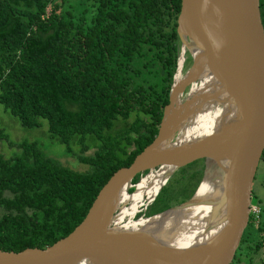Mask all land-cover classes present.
Listing matches in <instances>:
<instances>
[{
  "label": "trees",
  "instance_id": "1",
  "mask_svg": "<svg viewBox=\"0 0 264 264\" xmlns=\"http://www.w3.org/2000/svg\"><path fill=\"white\" fill-rule=\"evenodd\" d=\"M258 3L264 29V0ZM179 6L180 0H0L1 105L24 126L44 118L48 135L65 151L78 143L75 156L87 164H61L36 140H18L19 151L9 156L0 151L1 249L43 247L65 235L112 171L151 141L176 67ZM151 62L159 66L156 81L131 77L141 72L138 63ZM6 137L0 126V141ZM201 172L202 166L179 167L142 213L189 197ZM254 221L249 214L240 238L257 249L264 226Z\"/></svg>",
  "mask_w": 264,
  "mask_h": 264
},
{
  "label": "water",
  "instance_id": "2",
  "mask_svg": "<svg viewBox=\"0 0 264 264\" xmlns=\"http://www.w3.org/2000/svg\"><path fill=\"white\" fill-rule=\"evenodd\" d=\"M175 30L176 67L180 51H187L197 68L173 89L175 67L151 141L128 164L112 171L69 232L43 247L0 248V264L230 263L248 221L251 184L264 148V29L258 0H180ZM203 76L215 82L213 89L172 104L188 83ZM219 96L232 106L222 126L207 136L174 144L176 124L188 112L185 105ZM200 158L218 165L220 191L209 200L205 228L197 229L191 243L176 245L167 228L131 231L109 226L117 192L125 184L133 186L141 177L132 182L136 173L161 164L174 171ZM200 180L186 199L144 217L195 202Z\"/></svg>",
  "mask_w": 264,
  "mask_h": 264
},
{
  "label": "bare ground",
  "instance_id": "3",
  "mask_svg": "<svg viewBox=\"0 0 264 264\" xmlns=\"http://www.w3.org/2000/svg\"><path fill=\"white\" fill-rule=\"evenodd\" d=\"M183 60L184 51H180L174 73L173 89L180 83L184 74L197 68L191 62L183 70ZM215 85V82L210 77H199L188 83L187 93L211 90ZM180 95L175 96L172 104L180 101ZM220 99L222 102L219 105L217 103L220 102ZM185 107L188 112L177 122L175 132L171 138L174 144H183L196 138L207 136L216 128L222 126L232 112L231 104L222 99L221 96L192 99ZM206 165L205 176L200 180L195 191V197L198 200L187 206L175 207L149 217H134L133 214L146 201L149 202L157 194L173 172L172 167L161 164L150 169L135 182L132 191L128 189L129 185H123L116 194L113 206L115 209L118 208V211L114 212L113 216L110 217L109 226L112 229L131 231L167 228L168 234L172 235L171 238L176 245L191 243L197 229L205 228V222L210 210L209 200L216 198L220 191L218 165L209 159Z\"/></svg>",
  "mask_w": 264,
  "mask_h": 264
},
{
  "label": "rangeland",
  "instance_id": "4",
  "mask_svg": "<svg viewBox=\"0 0 264 264\" xmlns=\"http://www.w3.org/2000/svg\"><path fill=\"white\" fill-rule=\"evenodd\" d=\"M191 64V58L187 51H184V60H183V70H185ZM141 72L138 75H134L131 72V77L139 82L152 83L157 80L158 76V64L156 62L148 63L146 68H143L140 63L137 64ZM188 92V86L184 88L180 95V100L185 99L190 94ZM133 118V114L129 116V120ZM41 124L38 126H24L22 125L14 116H12L7 109H4L0 103V126L3 127L4 132L7 137L0 141V151L3 155L9 156L19 151V148L15 145V142L21 139L25 140H36L41 147V150L48 157L53 158L61 164L67 165L73 169L84 170L87 168V164L79 161L75 156V153H79V144H72L71 151H65L64 144L59 142L56 138L50 137L47 132V124L44 118H41ZM93 150L92 147L82 151L83 154H89ZM208 160L199 159L196 161L193 160L187 164V169L197 168L202 166L201 178L205 175L206 162ZM179 169V168H178ZM178 169H175L171 175L167 178L165 182L169 180L174 174L178 172ZM217 171V170H216ZM146 171L140 175H144ZM177 175V174H176ZM171 182V180H170ZM199 182V181H198ZM132 189L133 186H128V189ZM251 197L250 204H256L261 207V215L257 220L254 221V225L262 224L264 226V161L259 159L255 173L253 176L251 184ZM149 204V203H148ZM147 204V205H148ZM146 205V206H147ZM144 208L137 210L133 216L137 217L135 214L137 212L142 213ZM118 211V208L114 212ZM140 213V214H141ZM139 216V215H138ZM145 216V215H143ZM256 219V218H255ZM247 225V224H246ZM251 231L249 236L254 232V226H250ZM245 228V227H244ZM248 228V226H247ZM252 240L254 237H250ZM264 240V239H263ZM249 243L246 241H239V244L235 250V255L229 264H264V241L257 249H253V246H247Z\"/></svg>",
  "mask_w": 264,
  "mask_h": 264
},
{
  "label": "built area",
  "instance_id": "5",
  "mask_svg": "<svg viewBox=\"0 0 264 264\" xmlns=\"http://www.w3.org/2000/svg\"><path fill=\"white\" fill-rule=\"evenodd\" d=\"M249 214H251L254 218H257L258 207L255 204L249 205Z\"/></svg>",
  "mask_w": 264,
  "mask_h": 264
},
{
  "label": "flooded vegetation",
  "instance_id": "6",
  "mask_svg": "<svg viewBox=\"0 0 264 264\" xmlns=\"http://www.w3.org/2000/svg\"><path fill=\"white\" fill-rule=\"evenodd\" d=\"M201 159V158H200ZM197 160H199V159H197ZM195 161H196V159H195ZM251 190H250V194H251ZM250 197H251V195H250ZM256 205V204H255ZM257 207H258V214H257V218L255 219V220H257L258 218H259V216L261 215V213L259 214V211H260V207L258 206V205H256ZM264 217V216H263ZM233 258V257H232Z\"/></svg>",
  "mask_w": 264,
  "mask_h": 264
}]
</instances>
